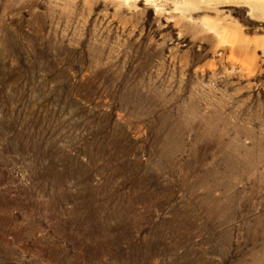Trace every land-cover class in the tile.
Here are the masks:
<instances>
[{
	"label": "rangeland",
	"instance_id": "1",
	"mask_svg": "<svg viewBox=\"0 0 264 264\" xmlns=\"http://www.w3.org/2000/svg\"><path fill=\"white\" fill-rule=\"evenodd\" d=\"M0 264H264V0H0Z\"/></svg>",
	"mask_w": 264,
	"mask_h": 264
},
{
	"label": "bare ground",
	"instance_id": "2",
	"mask_svg": "<svg viewBox=\"0 0 264 264\" xmlns=\"http://www.w3.org/2000/svg\"><path fill=\"white\" fill-rule=\"evenodd\" d=\"M221 208H222V207H221ZM223 208H224V207H223ZM223 208H222L221 210H219V209H218V210H219V211H222V210H223ZM224 209H225V208H224ZM222 212H223V211H222ZM226 212H227V211H225V213H226ZM225 213H224V214H225Z\"/></svg>",
	"mask_w": 264,
	"mask_h": 264
}]
</instances>
